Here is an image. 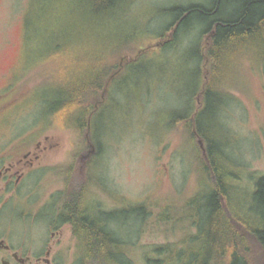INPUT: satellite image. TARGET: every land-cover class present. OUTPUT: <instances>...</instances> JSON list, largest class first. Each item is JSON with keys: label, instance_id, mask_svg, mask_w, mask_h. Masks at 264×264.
Instances as JSON below:
<instances>
[{"label": "rangeland", "instance_id": "rangeland-1", "mask_svg": "<svg viewBox=\"0 0 264 264\" xmlns=\"http://www.w3.org/2000/svg\"><path fill=\"white\" fill-rule=\"evenodd\" d=\"M207 3L123 0L106 20L101 14L94 16L89 0H0V96H22L24 101L0 116V136L9 134L12 122L15 134L33 124H50L45 114L51 112L48 90L53 77L71 67H81L89 57L94 60L104 43L112 41L114 48L119 41L126 45L127 50L116 59L118 66L125 59L116 75L123 74L126 80L118 85L114 82L118 77H110L106 93L99 95L104 96L99 104L105 96H116L118 106L113 103L114 110L107 108L98 119L97 140L103 145L102 158L95 168L104 189L97 186L94 198L105 210L129 204H144L150 210L145 220L112 224L130 246L129 257L136 264H141L143 254L148 252L142 246L175 243L195 232L188 219L193 209L186 203L203 186L201 162L205 159L198 139L189 138L185 125L193 121L196 114L191 112L200 109L202 102L203 109L208 105L202 96L208 77L209 81L212 78V63L205 59L208 36L194 24L181 28L177 45L155 46L170 38L165 29L174 16L166 13L167 9ZM118 33L120 37L116 38ZM148 46L155 48L142 52L141 63L128 72L127 62ZM76 49L82 51L80 57L75 56L79 53L74 55ZM248 49L254 53L252 57L234 53L233 58L225 59L223 68L219 67L217 83L231 90L229 99L224 101L219 86H215L206 112L209 131L220 133V160L230 174L233 194L240 200L249 197L255 179L264 175V62H254L261 56L256 46ZM197 51L203 58L200 61L195 56ZM115 55L116 50L111 59ZM111 88L112 95L107 93ZM45 135L52 136L58 145L50 160H42V166L52 165L57 171L53 175L35 171L38 176L42 172L44 175L39 179V193H32L36 178L31 175L26 180L28 196L18 194L5 203L3 213L0 208V237L14 248L22 239L19 233L24 232L20 221L25 219V226L33 224L27 216L37 222L35 236L45 237L43 204L50 194L61 190V173L72 162V155L76 151L87 153L96 141L90 130L82 136L65 129L39 128L38 138L43 140ZM2 201L0 198V204ZM30 228L23 234L26 239L32 237ZM61 232V240L53 245L56 257L55 253L51 256L56 258L55 264H71L76 239L68 226Z\"/></svg>", "mask_w": 264, "mask_h": 264}, {"label": "trees", "instance_id": "trees-1", "mask_svg": "<svg viewBox=\"0 0 264 264\" xmlns=\"http://www.w3.org/2000/svg\"><path fill=\"white\" fill-rule=\"evenodd\" d=\"M122 1L89 0L94 16L101 14L105 19L119 8ZM166 13L174 16L165 29L170 38L165 43L159 42V48L177 45L181 28L198 25L200 33L208 36L205 59L212 63L211 79L218 78L217 70L223 68L225 59L233 58L234 53L252 57L254 53L248 49L252 45L258 48L257 55H261L254 62H264V0H208L206 5L174 6ZM116 35V38L120 37L119 33ZM114 46L112 41L104 43L94 60L90 61L86 53L89 58L86 62L82 60L81 67H71L50 81L51 112L45 116L54 128L72 130L82 136L89 133V114L94 109L96 96L106 93V82L114 72L119 73L116 62L121 52L127 50L120 41L116 48ZM115 50L116 55L111 59ZM73 52L74 55L79 53L76 57L82 55L81 50ZM141 54L127 62L128 72L141 63ZM195 56L198 60L203 59L199 51ZM122 75L114 80L118 85L127 78ZM211 79L209 81L208 77L202 95L208 105L194 117L198 120L197 131L190 125L187 129L189 138L205 141V161L201 162L203 186L186 203L194 211L188 219L195 232L185 234L175 243L142 246L141 249H148V252L143 254L141 264H264V175L255 179L254 188L246 200L236 199L229 182L230 174L220 160L219 143L209 131V113L206 112L209 110V93L214 90ZM209 87L213 89L209 90ZM191 123L192 120L187 124ZM90 129L95 141L98 132L94 120ZM88 207L89 204L77 198L68 199L60 214L72 223L76 239L71 264H136L129 257L130 246L112 224L145 220L150 210L144 204H129L108 212H92Z\"/></svg>", "mask_w": 264, "mask_h": 264}, {"label": "flooded vegetation", "instance_id": "flooded-vegetation-1", "mask_svg": "<svg viewBox=\"0 0 264 264\" xmlns=\"http://www.w3.org/2000/svg\"><path fill=\"white\" fill-rule=\"evenodd\" d=\"M122 62L123 61H120L119 64L120 69L123 66ZM117 72H114L112 74L113 77L117 76L115 74ZM211 81H213L214 87L219 86L218 90H220L222 96L225 97L224 101L229 99L228 93L231 90L221 83L218 84L217 78L214 80L211 79ZM212 89L213 87H209V90ZM110 90L112 92L114 89L111 88ZM96 97L97 98L94 102V109L89 114L91 119L88 120V125L89 130H91L90 124L92 122V118H95L94 126L97 127L98 132L100 128V124L98 123V119L101 116L100 113H102L103 111L105 112L107 108H109V110H114V104L115 106H118V100L116 99V96H105L106 98H104L103 103L99 104L101 102L100 100L104 96ZM204 97L205 96H203V101ZM23 102L24 101L22 96H0V116L4 113H8L9 111H14ZM97 104L100 105V108L98 109ZM203 107L204 103L202 102L201 108L196 111H192L191 115L192 113L197 114L200 111L202 112L204 110ZM180 123L181 122H178V124H175L174 127L176 128L178 125H180ZM13 125L14 123L12 122L11 131L8 135L4 137L2 135L0 136V198L3 199L0 204V208H3L6 202H8L11 198H14L18 194H25L28 196L25 187L26 180L31 175L34 176H32L33 178H36L34 189L35 191H33L32 193H39L38 191H36L38 190L39 179H41V177L43 178L44 175L42 174V172L40 174L41 176H38V174H35V171H44L46 174L50 172L52 173V175L55 171H57L54 170V167L52 165L46 164L45 166H42V160H50L52 158L54 150L57 147L58 143H55L52 136L50 135H45L43 140L39 139L37 136L39 128L45 127L48 130H52L53 126L51 124H47L40 127L36 124H33L25 127L22 132L15 134ZM189 125L197 131L198 120H195L194 118L191 124L185 125L187 129ZM67 131L77 133L72 130ZM212 133L217 138L216 140L219 143L220 156H222V146L218 136L220 133L214 130L212 131ZM98 136L99 133L98 135H96L97 139ZM97 139H95L96 141L94 142V144L91 143V147L87 153L80 155L79 151H76V154L72 155V157L70 158L72 159V162L70 161V164L64 167L61 173V190H59L56 194H50L46 203L43 204L45 208V218L43 219L45 220L41 223V225L46 228L45 237L43 238L37 235L35 236V231L33 230L34 227L35 229L38 228V225H36L37 222L34 221V219L30 216H27V219L33 222V224L25 226V219L20 221L22 224V230L24 228V232L21 231L19 233L21 234L22 239L18 240L17 248L11 246L5 238L0 237V264H55L54 260H56V258L53 259L51 255H54L55 253V251H53V245H55L57 241L61 240L62 227L68 226L71 228L72 232V223L69 221V219H65L64 217L62 218L60 216V214L66 208L68 199H71L72 201V199L77 198L85 204H89L90 208H88L91 209L92 212L105 210L101 204V201H98L94 198V193L96 192L95 188H97V186H102V179L100 177L101 174L96 171L95 167L98 165L99 159L102 158L100 147L101 144L103 145V143H101V141H98ZM198 141L200 144V149L204 153L205 141L200 139ZM103 185L106 187L105 184ZM101 188L104 189V187ZM31 190L32 189L30 188V191ZM109 193L112 194V192ZM90 194H93V197ZM7 210L9 211V208H7ZM113 210L105 211L108 212ZM3 211L4 208L1 212L3 213ZM29 228L31 230V233L33 232L32 237L26 239L27 237L24 238L23 234H25L26 229L28 231ZM1 254H3V256H1ZM54 257H56V253Z\"/></svg>", "mask_w": 264, "mask_h": 264}, {"label": "water", "instance_id": "water-1", "mask_svg": "<svg viewBox=\"0 0 264 264\" xmlns=\"http://www.w3.org/2000/svg\"><path fill=\"white\" fill-rule=\"evenodd\" d=\"M160 46V44H159V42L156 44V46L155 47H159ZM154 46H148L147 48H145V49H141V50H139L138 52H137V55H139L140 53H142V52H145V51H147V50H149L150 48H153ZM154 47V48H155ZM124 60V58H122L121 59V61H123ZM120 71V70H119ZM118 73V72H117ZM117 73H115V74H117ZM113 77V75L111 76V78ZM110 78V79H111Z\"/></svg>", "mask_w": 264, "mask_h": 264}]
</instances>
